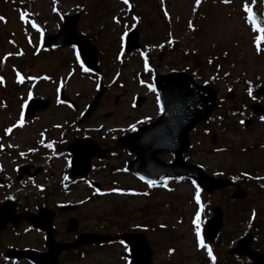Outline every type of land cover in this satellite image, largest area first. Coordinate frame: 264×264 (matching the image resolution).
<instances>
[{"label": "rangeland", "instance_id": "rangeland-1", "mask_svg": "<svg viewBox=\"0 0 264 264\" xmlns=\"http://www.w3.org/2000/svg\"><path fill=\"white\" fill-rule=\"evenodd\" d=\"M245 5L260 22L258 27L264 28V0H200L198 6L196 0H128L127 4L124 0H0V204L13 197L18 211L35 213L40 206L54 210L58 236L66 234L70 218L77 220L80 233L143 234L152 250V264H218L222 257L234 258L225 264H251L246 258L227 256L247 234L252 236L251 250L264 254V117L250 113L253 103L264 108V98L255 96L264 86V41H257L262 34L247 22ZM75 15V33L97 50V75L80 69L76 49L45 51L40 46V37L58 34L62 17ZM133 29L140 36V52L121 57L124 36ZM173 43L176 51L171 49ZM190 68L203 80L194 79L198 85L216 91L219 108L189 134L185 161L211 177L249 172L261 187L246 189L244 181L242 202H231L230 191L204 194L203 212L194 183L179 179L149 187L125 170L134 155L116 142L159 116L154 76L187 73L195 78ZM99 80L105 89L96 108L84 117ZM59 90L74 107L58 100ZM229 91L234 93L232 100L226 99ZM136 96L145 98L138 108ZM30 98L47 105L23 120ZM245 120H251L248 128ZM80 138L108 151L103 162L92 161L87 178L99 184L98 191L87 181L71 183L68 177L70 155L65 146ZM159 159L172 161L166 153ZM22 166L40 171L19 183L15 177ZM71 204L78 206L75 211L58 212ZM214 205L225 215L220 233L225 241L217 244L202 236ZM251 208L257 210L252 223L247 221ZM252 225L255 237L249 233ZM37 236L26 224L18 232L9 229L1 235L0 264H21L5 260L3 253L10 247L35 248ZM75 254L84 259L74 264L129 260L127 247L118 241Z\"/></svg>", "mask_w": 264, "mask_h": 264}, {"label": "water", "instance_id": "water-1", "mask_svg": "<svg viewBox=\"0 0 264 264\" xmlns=\"http://www.w3.org/2000/svg\"><path fill=\"white\" fill-rule=\"evenodd\" d=\"M76 19L77 15L64 18L58 34L48 38L44 42V48L76 45L82 53L85 66L90 71L98 73L96 64L97 53L87 39L75 34ZM138 47V33L134 30L126 36L125 52H132ZM155 82L162 105L161 116L155 124L141 128L133 136L118 140L120 146L127 147L130 152H134L136 155L135 161L130 163L127 169L136 173L145 182L185 176L195 180L199 187L208 194L215 190L232 187L233 184L231 182L212 179L199 168L185 164L182 160V155L189 144L188 132L196 123L205 121L211 111L217 106V99L213 89L209 86H197L191 77L184 73L158 76ZM103 89V87L100 88L98 96L90 105L84 117H87L94 110ZM257 94L264 95V87L259 89ZM228 98H233L232 93L228 94ZM62 99L64 98L62 97ZM142 102L143 99L138 98L136 106H139ZM46 105L45 102L31 100L27 106L26 116L32 115L35 110L44 109ZM252 112L257 116L264 114V110L259 105L252 106ZM67 149L73 155L71 172L73 177L86 174L89 170V160L94 157L102 159L105 153L91 140L87 139L75 141ZM163 151L174 156L173 164L167 165L159 162L157 155ZM26 171L27 168L21 169L22 174ZM243 197L244 193L241 191H236L233 195L234 199ZM211 212L213 218L204 227V235L209 242H212L216 237L223 220L222 212L218 207H213ZM51 218L52 214L45 210H40L38 216L29 214L16 216L15 202L13 200H9L6 204L0 206V230L4 229L8 222L17 227L21 220H27L34 227L49 233L51 232ZM71 222L68 231H75L76 223ZM119 239L129 246L132 257L131 264H151V249L143 235H121ZM112 240L114 238L110 236L82 235L76 243L71 245H52L51 241H48V243L50 242L48 246L50 251L47 254L30 252L22 254L12 251L7 257L16 259L25 257L37 264H57L56 257L60 252L80 245L100 244ZM249 245L250 237L247 236L238 242L237 246L229 251V254L245 256L253 264H264V256L251 251Z\"/></svg>", "mask_w": 264, "mask_h": 264}, {"label": "flooded vegetation", "instance_id": "flooded-vegetation-1", "mask_svg": "<svg viewBox=\"0 0 264 264\" xmlns=\"http://www.w3.org/2000/svg\"><path fill=\"white\" fill-rule=\"evenodd\" d=\"M28 229L31 230L30 227H28ZM33 232H35V234H38V236L36 238L39 239V241L36 243V247L34 248V247L23 246V248H21V250H32V251H38L39 253L46 251V248H45V237L43 235H41V233H39V232H37L35 230ZM65 235H67V233L63 234L61 236H58V233L55 230L54 237H53L54 239L53 240L58 242V243H65V242L70 240L67 237L69 235H67V236H65ZM70 237H71L72 240L75 239V236H73V235L70 236ZM58 260H59L60 264H74V263L78 262V261L75 262V259L72 258V255H70L68 253L61 254L59 256Z\"/></svg>", "mask_w": 264, "mask_h": 264}, {"label": "snow or ice", "instance_id": "snow-or-ice-1", "mask_svg": "<svg viewBox=\"0 0 264 264\" xmlns=\"http://www.w3.org/2000/svg\"><path fill=\"white\" fill-rule=\"evenodd\" d=\"M127 2H128V0H124V3L127 4ZM222 2L227 3L228 0H222ZM199 4H200V0H196V5L198 6ZM243 10L248 14L247 17H246V20L252 26L253 31H257V32H260L262 34L261 36H258L256 38L257 41L258 42L264 41V28L258 27V24L260 22L255 18V16L253 15L251 9L247 5L244 6ZM23 18H24V16L22 15V19ZM0 19H2V18H0ZM33 27H35V25H33ZM189 27H191V24L189 25ZM258 47H259V43H258ZM145 67H147V64L145 65ZM148 183H149V187L153 186L152 182H148ZM198 193H199V189H197V197H196L197 203H199V195H198ZM144 194L147 195V193H144ZM196 235H197V238L199 239V237H200L199 225H197V233H196ZM201 243H202V241H201ZM209 255H211V252H209Z\"/></svg>", "mask_w": 264, "mask_h": 264}, {"label": "trees", "instance_id": "trees-1", "mask_svg": "<svg viewBox=\"0 0 264 264\" xmlns=\"http://www.w3.org/2000/svg\"><path fill=\"white\" fill-rule=\"evenodd\" d=\"M209 62L213 63V60H209ZM217 63H219V62H217ZM220 66H221V63H220ZM191 71H194V69H191ZM219 241H225V240H223V238H220ZM230 241H232V240H229L228 242H230ZM230 260H231V258L229 259L227 257H224V259H220L218 261V264H225L226 261H230Z\"/></svg>", "mask_w": 264, "mask_h": 264}]
</instances>
